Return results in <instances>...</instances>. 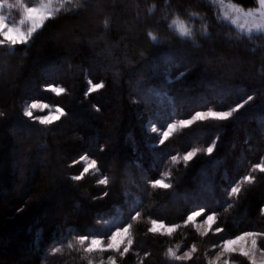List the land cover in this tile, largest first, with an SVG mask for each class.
I'll use <instances>...</instances> for the list:
<instances>
[{"label":"trees","instance_id":"obj_1","mask_svg":"<svg viewBox=\"0 0 264 264\" xmlns=\"http://www.w3.org/2000/svg\"><path fill=\"white\" fill-rule=\"evenodd\" d=\"M38 1L0 0L9 22ZM55 5L27 40L0 33V264H212L243 232L264 250V32L236 30L208 0ZM32 101L62 112L41 122ZM204 110L229 114L164 139L150 129ZM194 211L213 217L203 235ZM120 227L118 248L90 247Z\"/></svg>","mask_w":264,"mask_h":264},{"label":"rangeland","instance_id":"obj_2","mask_svg":"<svg viewBox=\"0 0 264 264\" xmlns=\"http://www.w3.org/2000/svg\"><path fill=\"white\" fill-rule=\"evenodd\" d=\"M218 11V16L224 21L228 22L232 25L236 30L243 32L245 34L251 33H259L264 32V0H257V6L251 8H243L239 5H236L229 0H208ZM58 0H39L38 3L27 6L23 8L20 18H18L15 22H9L7 20L6 14L4 12V5L0 2V33L6 39L5 41L12 44L13 42L9 40L5 33H9L10 35H23L25 39L20 41H25L31 36L33 32L39 29L43 23V21L50 16L58 6ZM170 26L175 29V31L180 36H188L190 31L181 35V28L189 29L188 25L185 21L180 19H173L170 22ZM19 42V41H18ZM98 85H92L91 89L97 88ZM55 91H59L60 88L58 86L50 87ZM35 105V106H33ZM25 110L28 113L32 114V112H41L37 118L56 116L58 117L62 111L60 108L56 106H49L41 101H32L27 103L25 106ZM29 114V115H30ZM229 114V111H198L195 112L191 117L186 119L174 120L171 121L161 129H157L154 126H151L150 129L157 131L160 134L161 139H164L171 131L175 128L188 125L195 119H202L206 117H214L221 118L225 117ZM42 122L41 119H38ZM54 120V119H52ZM50 120V121H52ZM49 121V122H50ZM193 151H189L186 153L185 157H191ZM82 161L84 163V170L92 169L94 166V162L86 156L82 157ZM159 184H162L161 180L157 181ZM264 211V207H263ZM199 211H194L188 216V221H192L196 228L199 231H202L205 227H207V231L210 229L211 224H208V218L212 217L211 215H207L202 219H196ZM213 221V217H212ZM158 226V227H157ZM152 229L156 231H170L172 226H168L163 224L162 222H153ZM206 232V231H205ZM120 233L121 236L117 238L120 239V243L115 247H109L111 243H113L112 237ZM126 233V234H125ZM127 229L126 227H120L116 229L110 230L104 236H97L90 240V247L92 249H116L126 240ZM257 233L255 232H243L239 235H236L232 238H228L223 240L215 249L212 257V264H231L230 257L233 255H242L247 257L254 264H264V250L261 249L256 241ZM243 237V239H239ZM98 240L99 245L92 246V241ZM253 240L255 244L253 245ZM233 242V243H229ZM243 249V251H241ZM173 254H176L175 252ZM187 254V255H186ZM189 255V250L177 254L178 257H187Z\"/></svg>","mask_w":264,"mask_h":264},{"label":"clouds","instance_id":"obj_3","mask_svg":"<svg viewBox=\"0 0 264 264\" xmlns=\"http://www.w3.org/2000/svg\"><path fill=\"white\" fill-rule=\"evenodd\" d=\"M190 30L189 29H185V28H181V35H183V34H185V33H187V32H189ZM5 36L9 39V40H11L13 43H16V42H18V41H20V40H23V39H25V37L23 36V35H16V36H13V35H10L9 33H5ZM33 106H35V105H33ZM58 111H62V110H58ZM25 114L26 115H29L30 113H28V111L27 110H25ZM58 117H56V116H50V117H43V118H38V119H41L42 120V122H49L50 120H52V119H57ZM173 159H175V158H173ZM76 179H78L79 177H75ZM106 181L105 180H100V181H98V183H105ZM208 224H211L212 223V217H209L208 218V222H207ZM158 227V226H157ZM205 231H207V227H205L202 231H201V235H203L204 234V232ZM126 234V233H125ZM122 234H120V233H117V234H115L113 237H112V240H113V243H111L110 245H108L109 247H115L117 244H119L120 243V239H118L117 237L118 236H121ZM239 239H243V237H241V238H239ZM129 243H131V238L129 237V241H128ZM229 243H233V242H229ZM97 245H99V241L98 240H93L92 241V246H97ZM71 246V245H70ZM59 249H54L53 251H58ZM241 251H243V249H241ZM187 255V254H186ZM112 260V258L110 257L109 258V261H111ZM89 264H91V261H89Z\"/></svg>","mask_w":264,"mask_h":264},{"label":"snow or ice","instance_id":"obj_4","mask_svg":"<svg viewBox=\"0 0 264 264\" xmlns=\"http://www.w3.org/2000/svg\"><path fill=\"white\" fill-rule=\"evenodd\" d=\"M252 243H253V245H254V244H255V241L253 240V242H252Z\"/></svg>","mask_w":264,"mask_h":264},{"label":"bare ground","instance_id":"obj_5","mask_svg":"<svg viewBox=\"0 0 264 264\" xmlns=\"http://www.w3.org/2000/svg\"><path fill=\"white\" fill-rule=\"evenodd\" d=\"M210 111H212V110H210ZM214 111V110H213Z\"/></svg>","mask_w":264,"mask_h":264}]
</instances>
